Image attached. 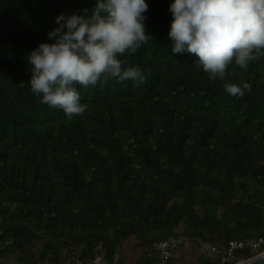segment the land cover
Returning a JSON list of instances; mask_svg holds the SVG:
<instances>
[{
    "label": "trees",
    "instance_id": "obj_1",
    "mask_svg": "<svg viewBox=\"0 0 264 264\" xmlns=\"http://www.w3.org/2000/svg\"><path fill=\"white\" fill-rule=\"evenodd\" d=\"M145 2L152 38L118 57L144 83L75 85L87 109L69 120L32 93L27 55L96 0H0V264L112 260L133 245L135 264H156L170 236L213 264L204 244L264 237V58L212 80L172 52L173 0ZM227 82L251 91L232 97Z\"/></svg>",
    "mask_w": 264,
    "mask_h": 264
},
{
    "label": "clouds",
    "instance_id": "obj_2",
    "mask_svg": "<svg viewBox=\"0 0 264 264\" xmlns=\"http://www.w3.org/2000/svg\"><path fill=\"white\" fill-rule=\"evenodd\" d=\"M147 9L145 0H96L90 14L85 9V15L57 16L59 27L48 33L55 42L41 43L27 55L32 93L71 120L87 109L75 85L111 79L143 84L141 69L125 67L118 57L135 54L152 38L145 30ZM169 11L172 52L197 57L196 67L212 80L223 81L233 63L246 70L264 58V0H173ZM223 88L239 98L251 84L227 82Z\"/></svg>",
    "mask_w": 264,
    "mask_h": 264
},
{
    "label": "built area",
    "instance_id": "obj_3",
    "mask_svg": "<svg viewBox=\"0 0 264 264\" xmlns=\"http://www.w3.org/2000/svg\"><path fill=\"white\" fill-rule=\"evenodd\" d=\"M182 242L178 240H161L157 243H154L152 246V250H156L161 260H167L170 256L171 251L178 250L181 251ZM207 254L214 259L218 258L221 260L223 264H238V257L240 254L245 252H258L262 248H264V237L257 238L254 240H246V241H236L230 240L228 243L222 247L218 248L214 245H203L202 246ZM262 253V252H260ZM214 255V256H213ZM74 264H83L80 262H76ZM85 264H116L113 261H110L103 256H96L93 260Z\"/></svg>",
    "mask_w": 264,
    "mask_h": 264
},
{
    "label": "rangeland",
    "instance_id": "obj_4",
    "mask_svg": "<svg viewBox=\"0 0 264 264\" xmlns=\"http://www.w3.org/2000/svg\"><path fill=\"white\" fill-rule=\"evenodd\" d=\"M135 235L132 236L131 238L134 239ZM179 240L182 242V246H181V251H178L174 256L173 258L171 257H168L167 260H164L165 264H198V255L200 254L199 253V250L195 249L189 242L188 240L186 239H183V238H180L178 237ZM162 240H166V241H169V237H166ZM161 241V240H159ZM157 243V242H156ZM206 245V244H204ZM136 247L133 246H130V247H126L124 248L123 250H121L118 254H116L114 256V258L112 259V261L114 263L116 262H123V263H128V264H135V262L137 261V257H138V254L137 252L142 249V247L140 245H135ZM130 249H133L130 250ZM137 251V252H134V251ZM201 251L205 254L204 256L207 258V257H210L208 256L206 250L204 248L201 249ZM102 255V254H101ZM103 256V255H102ZM121 260V261H120ZM245 259L243 258L242 255H240L238 257V263H241V262H244ZM212 263L213 264H216V261L215 259H212ZM164 264V263H162Z\"/></svg>",
    "mask_w": 264,
    "mask_h": 264
},
{
    "label": "water",
    "instance_id": "obj_5",
    "mask_svg": "<svg viewBox=\"0 0 264 264\" xmlns=\"http://www.w3.org/2000/svg\"><path fill=\"white\" fill-rule=\"evenodd\" d=\"M238 264H264V253Z\"/></svg>",
    "mask_w": 264,
    "mask_h": 264
},
{
    "label": "bare ground",
    "instance_id": "obj_6",
    "mask_svg": "<svg viewBox=\"0 0 264 264\" xmlns=\"http://www.w3.org/2000/svg\"><path fill=\"white\" fill-rule=\"evenodd\" d=\"M178 239H179L178 237H172V236L169 237V240H178ZM130 250L133 251V249H130ZM134 252H137V251L135 250ZM139 252H140V251H139ZM139 252H137V254L139 255L140 258H143V254H142V253H139ZM213 256H214V255H213ZM154 261H155L156 264H162V263L165 264V262L162 261V260H161L160 258H158V257H156ZM216 261H217L218 264H223V263L221 262V260L218 259V258H216ZM119 264H126V263H119ZM127 264H128V263H127Z\"/></svg>",
    "mask_w": 264,
    "mask_h": 264
},
{
    "label": "crops",
    "instance_id": "obj_7",
    "mask_svg": "<svg viewBox=\"0 0 264 264\" xmlns=\"http://www.w3.org/2000/svg\"><path fill=\"white\" fill-rule=\"evenodd\" d=\"M152 252L156 255V257H158V258H160V255H159V253L156 251V250H152ZM178 252V250H174V251H171V253H170V256H171V258H173V256L176 254ZM104 257V256H103ZM104 258H106V257H104ZM107 259V258H106ZM161 259V258H160ZM163 261V260H162ZM119 263H121V262H116V264H119Z\"/></svg>",
    "mask_w": 264,
    "mask_h": 264
}]
</instances>
